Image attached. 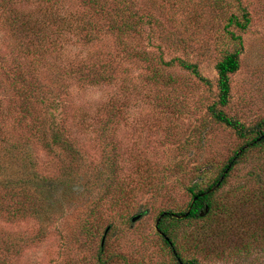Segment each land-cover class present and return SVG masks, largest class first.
<instances>
[{
  "label": "rangeland",
  "instance_id": "1",
  "mask_svg": "<svg viewBox=\"0 0 264 264\" xmlns=\"http://www.w3.org/2000/svg\"><path fill=\"white\" fill-rule=\"evenodd\" d=\"M242 2L250 4L253 22L243 35L242 66L232 75V97L225 110L250 125L264 119V0ZM70 4L75 9L79 1L70 0ZM232 4L237 11L238 0ZM136 8L144 18L128 36L133 55L121 61L120 75L111 83L88 85L79 82L78 74L68 67L66 85L60 88L68 93L67 97L60 94L64 104L58 110L66 123L63 139L79 149L90 165L104 167L106 158L115 155L119 182L110 189V181L96 179V183V173L80 171L76 180L68 179L64 188L57 189L61 197L42 194L43 206L50 207V212L16 220L0 215V240L13 239L18 244L11 264H95L103 241L108 253H114L108 264H173L156 224L163 210L183 209L191 201L187 186L192 176L177 163L187 170L203 163L222 164L243 142L232 128L216 123L205 133L203 148H196L194 142L183 148L191 137L195 139V127L202 118L209 120L206 107L216 90V58L228 42L224 28L228 7L221 10L214 0H129V9ZM0 39L6 46L11 43L1 18ZM161 57L197 63L212 84L177 61L164 66ZM75 61L79 63L80 58L76 56ZM159 66L164 68L165 82L153 77ZM40 76L48 83L53 78L49 71H41ZM5 94L0 87V95ZM112 106L116 115L106 137L100 132L101 117ZM22 131V139L30 136L25 131L31 130L19 134ZM28 145L41 176L62 179L69 174L66 168L71 161L64 149L48 151L36 141ZM253 169L264 177V154L247 155L221 193L246 179L254 183L248 175ZM136 215L140 217L133 221ZM87 228L97 234L91 235ZM248 240L250 251L211 255L200 258V264H264V239Z\"/></svg>",
  "mask_w": 264,
  "mask_h": 264
},
{
  "label": "trees",
  "instance_id": "2",
  "mask_svg": "<svg viewBox=\"0 0 264 264\" xmlns=\"http://www.w3.org/2000/svg\"><path fill=\"white\" fill-rule=\"evenodd\" d=\"M78 1L79 5L73 9L70 0H0L1 25L11 41L6 46L0 39V87L7 92L5 97L0 95V215L11 220L29 215L40 217L45 210L50 212V207L43 206L42 194L61 197L55 193L57 189L64 188L68 179L76 180L80 171L96 173L94 182L110 181L113 184L110 189L119 182L115 155L106 158L104 167L90 165L79 149L63 139L66 123L58 110L64 104L60 94L67 97L68 93L60 88L66 85L63 81L68 67L83 84L113 82L120 75L121 61L133 55L128 36L138 29L144 17L139 8L129 9V0ZM234 1L214 0L221 10L228 7L229 15L224 17L228 42L224 40L216 58V90L206 107L209 120L202 118L195 127V139L191 137V142L183 148L192 142L196 148H203L205 133L211 132V126L216 123L232 128L243 142L222 164L203 163L187 170L182 162L177 163L192 176L187 186L191 201L183 209L163 210L156 226L173 264H200V258L208 259L211 255L240 253V249L250 251L249 238L264 239V177L260 172L253 169L256 172L248 173L255 179L254 183L246 179L229 186L224 194L220 191L229 184L236 167L247 155L264 154V119L249 125L225 110L232 97V75L242 66L243 35L253 22L250 4L238 0L236 11L231 9ZM160 60L166 67L177 61L207 85L212 84L202 75L199 65L189 59L176 57L166 61L161 57ZM163 69L162 66L154 69L155 80L165 82ZM41 71L51 72L53 78L49 83L41 79ZM115 115L112 106L101 117L100 132L106 137L110 136L109 125ZM21 130H31V133L25 131L30 136L22 139L24 132H18ZM33 141L43 144L48 151L64 149L71 161L66 166L69 174L62 179L41 176L28 147V142ZM199 158L195 156V160ZM219 181V186L211 191ZM190 206L188 216L174 215L186 213ZM86 231L97 234L92 228ZM16 246L13 239L0 240V264H11V257L18 253ZM108 251L103 241L94 257L95 264L110 263L114 253Z\"/></svg>",
  "mask_w": 264,
  "mask_h": 264
},
{
  "label": "water",
  "instance_id": "3",
  "mask_svg": "<svg viewBox=\"0 0 264 264\" xmlns=\"http://www.w3.org/2000/svg\"><path fill=\"white\" fill-rule=\"evenodd\" d=\"M263 136H264V135H263ZM263 136H261L260 138H258V140H260ZM247 146H248V145H247ZM240 152H241V151H240ZM220 182H221V181H219L215 187L211 188V191H213L216 187H218L219 184H220ZM196 198H197V197H195L194 200H196ZM190 210H191V206L189 207V209L187 210L186 213H184V214H182V215H177V214H174V215H175L176 217H186V216H188V214L190 213ZM139 217H140V215L133 216L132 220L135 221V220L138 219ZM161 217H162V215H160V217H159V219H158V221H157L156 226L158 225L159 220H160Z\"/></svg>",
  "mask_w": 264,
  "mask_h": 264
}]
</instances>
